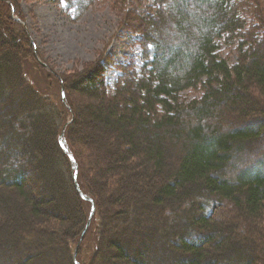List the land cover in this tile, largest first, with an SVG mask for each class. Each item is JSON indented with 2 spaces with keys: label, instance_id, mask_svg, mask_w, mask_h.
I'll return each instance as SVG.
<instances>
[{
  "label": "trees",
  "instance_id": "obj_1",
  "mask_svg": "<svg viewBox=\"0 0 264 264\" xmlns=\"http://www.w3.org/2000/svg\"><path fill=\"white\" fill-rule=\"evenodd\" d=\"M3 1L18 24V0ZM65 1L79 16L108 0ZM257 8L256 0H154L128 25L141 34V66L119 65L111 84L98 60L69 80L57 74L60 92L50 95L26 79L18 37L1 39L0 264H264ZM222 39L238 40L234 64L220 55ZM198 89L200 97L181 99ZM65 124L77 182L96 206L88 255L86 241L75 252L91 203L60 144Z\"/></svg>",
  "mask_w": 264,
  "mask_h": 264
},
{
  "label": "rangeland",
  "instance_id": "obj_2",
  "mask_svg": "<svg viewBox=\"0 0 264 264\" xmlns=\"http://www.w3.org/2000/svg\"><path fill=\"white\" fill-rule=\"evenodd\" d=\"M153 2L154 0H126L120 3H113L110 0L97 2L77 16L75 8L70 7L65 0H18L19 12L14 14L13 7L12 13L14 20H18L23 25L19 26V23H14L5 15L7 2L0 0L2 9L0 40L2 39L6 44L10 33L18 37L24 75L42 94L60 92L61 82L56 77L57 74H61L64 80H69L79 72L93 66L98 60H101V64L107 68L106 80L113 84L121 74L119 65H127L134 61L137 67L141 66L142 47L139 43L141 34L132 28L129 29L128 25L136 18V15L144 14L149 10ZM256 2L257 9L261 10L259 11L261 16L264 15V0H256ZM20 18L23 19L20 20ZM251 19L249 18V21ZM258 24L257 21L253 22L241 32L252 31V27ZM155 28L161 30V25ZM263 35L264 27L258 26L254 37L259 36L261 39ZM30 43L32 46L29 45ZM237 45L238 40L228 42L222 39L220 42V55L227 58L230 64H234L237 60ZM30 46L33 47V51ZM202 93L200 89L187 90L181 94V99L198 98ZM70 117L71 111L65 118L69 120ZM257 144V142L254 144V148ZM79 149L86 153L84 147L79 146ZM39 188H42V184ZM43 194L46 196L47 192L44 191ZM112 215V213H107V221L112 223L110 227H114ZM117 221L116 218L115 222L118 223ZM126 224L129 228L133 226V223L126 222ZM121 226H123L122 223ZM89 228L83 239H79V243H76L75 252H80V246L83 248L85 241L87 242V248L84 245L87 255L93 252V238L95 237L92 236V241L86 240V236H89ZM75 231L76 227L73 226L68 233L73 236ZM143 234L140 232L141 236ZM152 234L154 233H146L150 237ZM246 243L249 244L248 241ZM85 250L81 249L84 256ZM4 261L5 264H13L11 258H6ZM52 261V259L48 260L49 263Z\"/></svg>",
  "mask_w": 264,
  "mask_h": 264
},
{
  "label": "water",
  "instance_id": "obj_3",
  "mask_svg": "<svg viewBox=\"0 0 264 264\" xmlns=\"http://www.w3.org/2000/svg\"><path fill=\"white\" fill-rule=\"evenodd\" d=\"M13 10H14V9L12 8V11H13ZM62 98H63V100H65V93H64V91H62ZM66 126H67V124H66ZM66 126H65V127H66ZM65 127H64V129H63V131H62V134H61V137H60L61 144H62V147H63L64 149H65V144H64V141L62 140V137H63L64 132H65ZM68 153H69V152H68ZM69 155H70L71 162L73 163V162H74V157H73V155H72L71 153H69ZM74 180L76 181V174L74 175ZM76 186H77L78 190H80L79 192H80L81 196H82L84 199H86V200H90V202H91V209H90V214H89L90 217H89V219H88V221H87V223H86V226H85L84 230L82 231V235H81V238H80V240H82V237L86 234V232H87V230H88V228H89L90 222H91V220H92V218H93V216H94L96 206H95V202H94V200H93L91 197H89L88 194L84 193V192L80 189L78 182H76ZM75 257H76V255H75ZM76 264H80V262H79V261H76Z\"/></svg>",
  "mask_w": 264,
  "mask_h": 264
},
{
  "label": "bare ground",
  "instance_id": "obj_4",
  "mask_svg": "<svg viewBox=\"0 0 264 264\" xmlns=\"http://www.w3.org/2000/svg\"><path fill=\"white\" fill-rule=\"evenodd\" d=\"M90 217V216H89ZM89 219V218H88ZM82 235V234H81ZM81 237V236H80ZM82 239H83V237H82ZM76 261H78L77 259H74V262L76 263Z\"/></svg>",
  "mask_w": 264,
  "mask_h": 264
}]
</instances>
